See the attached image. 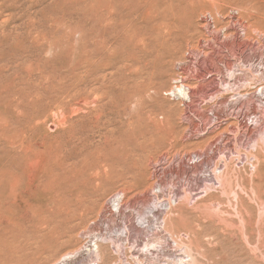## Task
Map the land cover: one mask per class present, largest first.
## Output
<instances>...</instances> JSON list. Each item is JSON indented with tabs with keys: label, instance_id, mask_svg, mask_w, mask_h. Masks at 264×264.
Masks as SVG:
<instances>
[{
	"label": "rangeland",
	"instance_id": "obj_1",
	"mask_svg": "<svg viewBox=\"0 0 264 264\" xmlns=\"http://www.w3.org/2000/svg\"><path fill=\"white\" fill-rule=\"evenodd\" d=\"M0 264H264V0H0Z\"/></svg>",
	"mask_w": 264,
	"mask_h": 264
},
{
	"label": "bare ground",
	"instance_id": "obj_2",
	"mask_svg": "<svg viewBox=\"0 0 264 264\" xmlns=\"http://www.w3.org/2000/svg\"><path fill=\"white\" fill-rule=\"evenodd\" d=\"M116 0H107V2L110 4V2H115ZM104 2V1H103ZM107 4V3H106ZM105 6V5H104ZM6 8V7H5ZM109 8V7H108ZM111 8V7H110ZM107 9V8H106ZM109 11V10H107ZM116 15V14H115ZM121 15V14H120ZM105 19V18H104ZM106 19H107V16H106ZM118 20V19H117ZM104 21V20H103ZM106 22V21H105ZM120 23V22H118ZM116 23V24H118ZM208 24V23H207ZM105 25V23H104ZM106 26V25H105ZM130 27V26H129ZM128 27V28H129ZM102 28V27H101ZM104 29V27H103ZM102 29V30H103ZM114 29V28H113ZM156 30V29H155ZM120 31V30H119ZM155 34V33H154ZM157 35V34H156ZM178 35V34H177ZM160 36V35H159ZM157 36V37H159ZM167 36V35H166ZM161 41L157 40L156 42L154 41V43L152 44H148L147 46H150V47H147V49L144 48L143 43L141 41V39H138V41H136V44H135V51L134 53L135 56L139 57V55L143 52L144 55H146L144 52L147 51L148 49L152 48L153 50V53H155L153 56H151L149 58V62H143L142 60H140V62L138 61L137 63H139V66L141 68V71L144 72V80L146 81H149L151 82V80H153L155 78V76H157V74H161V70H163V67H164V64H163V60L166 59L167 57V51H168V44H166V37L165 35L163 34V36L161 35ZM169 39V38H168ZM102 41V40H101ZM145 45V44H144ZM175 48V47H174ZM206 48V47H205ZM170 49V48H169ZM104 50V49H103ZM103 53V52H102ZM150 53V52H149ZM102 55V54H101ZM128 55V54H127ZM143 55V56H144ZM150 55V54H148ZM142 56V57H143ZM144 58V57H143ZM168 60V59H167ZM171 60V59H170ZM103 61V60H102ZM169 63V62H168ZM171 63V61H170ZM168 64H166L167 66ZM170 66V65H169ZM168 67V66H167ZM163 72V71H162ZM142 76V75H141ZM158 81V80H157ZM144 82V81H143ZM154 85V84H153ZM156 85V84H155ZM152 86V84H151ZM175 92H178V93H182L181 89L180 88H177L175 91L173 90L172 93H175ZM10 149V148H8ZM12 150V149H11ZM10 150V151H11ZM9 151V152H10ZM19 151V150H18ZM17 154V152L15 153ZM9 155V154H8ZM20 156V155H19ZM9 157V156H8ZM14 158V157H13ZM10 160V159H9ZM20 165V164H19ZM19 167V166H18ZM15 169V168H14ZM21 169V168H20ZM16 170V169H15ZM3 190V189H2Z\"/></svg>",
	"mask_w": 264,
	"mask_h": 264
}]
</instances>
